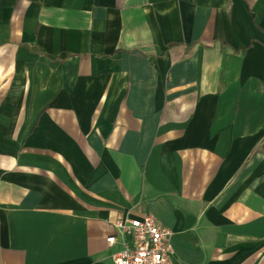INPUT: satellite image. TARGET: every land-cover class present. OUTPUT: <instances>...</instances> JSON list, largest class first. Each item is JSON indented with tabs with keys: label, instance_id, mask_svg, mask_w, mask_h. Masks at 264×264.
Wrapping results in <instances>:
<instances>
[{
	"label": "crops",
	"instance_id": "crops-1",
	"mask_svg": "<svg viewBox=\"0 0 264 264\" xmlns=\"http://www.w3.org/2000/svg\"><path fill=\"white\" fill-rule=\"evenodd\" d=\"M145 214L264 264V0H0V264H115Z\"/></svg>",
	"mask_w": 264,
	"mask_h": 264
},
{
	"label": "built area",
	"instance_id": "built-area-1",
	"mask_svg": "<svg viewBox=\"0 0 264 264\" xmlns=\"http://www.w3.org/2000/svg\"><path fill=\"white\" fill-rule=\"evenodd\" d=\"M123 238V248L112 255L115 264H168L172 254V232L154 216L121 217L115 222ZM129 237V240H125ZM107 244L117 243L116 235L107 237Z\"/></svg>",
	"mask_w": 264,
	"mask_h": 264
}]
</instances>
